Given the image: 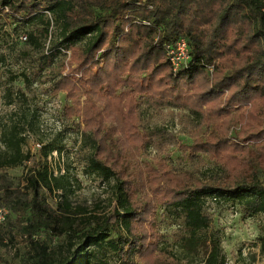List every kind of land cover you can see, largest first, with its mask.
<instances>
[{
    "label": "rangeland",
    "instance_id": "1",
    "mask_svg": "<svg viewBox=\"0 0 264 264\" xmlns=\"http://www.w3.org/2000/svg\"><path fill=\"white\" fill-rule=\"evenodd\" d=\"M14 27L0 17V150L7 157L19 152L12 162H0V264H40L36 252L43 264L80 259L82 264H220L214 260L218 253L226 264H264L263 213L245 209L241 196L211 195L203 197L198 213H190L156 190L155 173L148 168L161 160L167 173L158 183L177 190L204 181L264 179V141L245 142L243 152L235 153L242 157L235 166L205 152L192 156L180 145L191 144L196 133L205 138L200 111L136 93L143 127L153 141L124 149L113 123H106V149L119 178L106 176L89 164L90 132L79 115L87 100L94 101L92 94L86 87L74 97L58 89L70 50L56 54L49 65L32 63L26 57L32 49L21 36L35 26ZM58 32L54 21L46 45ZM213 71V65L206 67L210 81ZM15 125L18 142L12 137ZM238 130L236 125L229 135ZM60 178L64 185L55 183ZM113 206L119 218L103 232L94 229ZM128 212L134 216L127 217Z\"/></svg>",
    "mask_w": 264,
    "mask_h": 264
},
{
    "label": "trees",
    "instance_id": "2",
    "mask_svg": "<svg viewBox=\"0 0 264 264\" xmlns=\"http://www.w3.org/2000/svg\"><path fill=\"white\" fill-rule=\"evenodd\" d=\"M1 16L15 23L14 29L35 26L23 35L26 39L21 36L32 49L26 54L32 63L49 65L56 54L70 50L69 69L58 89L74 97L86 87L92 94L94 101L87 100L79 115L90 132L89 164L106 176L119 178L106 149V123H113L124 149L153 141L143 127L136 93L200 111L199 129L205 138L196 133L191 144L180 145L192 156L205 152L235 166L242 162L235 153L243 152L245 142L264 141V0H0ZM54 21L58 36L46 45ZM181 37L187 40L192 58L188 66L174 70L166 45ZM84 39L86 43L76 47ZM210 65L214 66L211 81L206 74ZM20 74L29 84V75ZM236 125L239 130L231 137ZM12 129L13 141H20L16 133L20 128ZM3 151L0 162L19 156L12 151L7 157ZM164 165L161 160L148 163L155 173L156 190L190 213H198L203 197L211 195L241 196L245 209L264 214V179L258 176L204 181L177 190L167 182L163 188L158 183L167 173ZM54 181L64 185L62 178ZM35 184L30 178V185L35 188ZM120 215L113 206L94 229L105 231ZM259 238L264 242V225ZM34 256L43 264L40 253ZM214 260L226 264L223 253ZM82 263L80 259L77 264Z\"/></svg>",
    "mask_w": 264,
    "mask_h": 264
},
{
    "label": "built area",
    "instance_id": "3",
    "mask_svg": "<svg viewBox=\"0 0 264 264\" xmlns=\"http://www.w3.org/2000/svg\"><path fill=\"white\" fill-rule=\"evenodd\" d=\"M22 38L26 39V36ZM166 51L174 70L188 66L192 58L189 44L183 37L179 38L175 43L167 44Z\"/></svg>",
    "mask_w": 264,
    "mask_h": 264
}]
</instances>
